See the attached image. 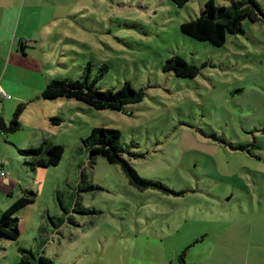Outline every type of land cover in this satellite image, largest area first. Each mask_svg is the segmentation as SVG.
I'll list each match as a JSON object with an SVG mask.
<instances>
[{"label": "rangeland", "instance_id": "rangeland-1", "mask_svg": "<svg viewBox=\"0 0 264 264\" xmlns=\"http://www.w3.org/2000/svg\"><path fill=\"white\" fill-rule=\"evenodd\" d=\"M1 1L0 35L28 53L18 65L11 59L5 77L31 85L20 101L11 92L0 100L7 125L24 105L19 129L0 136L19 148L46 137L64 152L39 168L36 199L19 214L18 241L0 264H16L18 247L36 251L39 243L51 264H177L182 251L186 264H264V17L244 20L242 32L216 46L180 30L208 0ZM255 1L264 13V0ZM175 55L197 66V76L164 71ZM87 67L96 89L128 81L143 99L96 110L33 96L39 80L80 81ZM94 127L119 130L140 177L182 193L139 190L102 155L89 164L83 140ZM47 211L56 224L41 236L31 220L50 222Z\"/></svg>", "mask_w": 264, "mask_h": 264}, {"label": "trees", "instance_id": "trees-1", "mask_svg": "<svg viewBox=\"0 0 264 264\" xmlns=\"http://www.w3.org/2000/svg\"><path fill=\"white\" fill-rule=\"evenodd\" d=\"M172 1L181 7L189 0ZM261 17H264V13L255 0H234L228 5H217L213 0H208L204 3L200 15L182 22L180 30L183 34L196 40L208 41L213 45L222 46L226 42L227 36L242 32V22L244 20L255 23ZM89 70V67L84 70L83 79L80 81H71L67 78L51 79L44 85L41 97L47 100L75 99L96 110H122L125 105L134 104L143 99L144 92L141 89L132 87L128 81H125L118 89H96L94 87L95 80L91 83L88 81ZM107 71L108 66L103 64L100 67L98 78L104 76ZM164 71H172L179 77H195L199 73V68L175 55L167 59L164 64ZM23 106L22 103L16 106L8 125H5L0 118V134L4 135L7 132H14L19 129V115ZM55 119L59 121V119L51 117V120L54 121ZM120 139L121 135L117 129L92 128L90 134L83 140L84 146L89 150L90 159L88 163H92L95 155H102L109 163L118 165L128 182L139 190L154 188L175 195L182 193L170 190L160 181L140 177L128 159L133 154L122 147ZM230 148L239 150L244 149V146L230 145ZM18 152L24 158H27L25 164L35 169L36 167L47 168L57 165L63 156L64 149L62 145L50 144L47 140H44L40 146L18 149ZM25 192L0 214V236L11 241L17 242L20 235L18 228L19 214L36 199V192ZM51 221L55 222L53 218H51ZM18 252L19 258L16 264L52 263L46 255L32 249L18 247ZM176 261L177 264H186L185 251L177 255ZM168 264H173V262L169 261Z\"/></svg>", "mask_w": 264, "mask_h": 264}, {"label": "crops", "instance_id": "crops-1", "mask_svg": "<svg viewBox=\"0 0 264 264\" xmlns=\"http://www.w3.org/2000/svg\"><path fill=\"white\" fill-rule=\"evenodd\" d=\"M3 8L7 9L6 4H3L1 1L0 10ZM8 41H10V43L6 44ZM11 41L12 40L9 39V37H4V36L0 35V89H2L8 95H10L8 92L13 93L14 96L16 97L15 101H20L22 99V97L19 95V93H20L19 90L22 88L23 85H26V90H27L28 86L31 84L28 83L27 81H24V77H20V78L13 77V79H9V78H6L5 76L7 73L8 65L10 66L11 59H12L13 63L18 65L20 63L17 60H19L21 58H25L26 56H28V53L26 52V49H25L26 45H21L20 46L21 48L14 51L13 50L14 44L13 43L11 44ZM35 67H36V70L40 71V68L38 65ZM47 82L48 81L44 82L42 79L39 80V85H36V87L34 88L36 95H33V96H35V97L40 96L41 97V92H42V89L44 87L43 84H46ZM31 98L32 97H30L26 101H31ZM3 99H6V98H2L1 100H3ZM9 99H11V96ZM0 118L3 120L5 125H7L6 121H5L6 119L2 118L1 116H0ZM10 119H8V120H10ZM0 135H2V134H0ZM44 140L49 141V139L46 137H39V143L37 145H29V147L40 146ZM4 141L7 143H10L9 141L5 140L4 138L3 139H2V137L0 138V160L2 161V165H0V170H3L5 172V175L3 177L0 176V214L2 211L6 210L16 199H18L20 196L25 194L26 193L25 191L35 192L33 189L35 188V185L36 184L38 185V183H39L38 182L39 181L38 180V173L40 171V169H39L40 167H36L35 169H32L27 164H25V160H27V158H24L18 152V149H25V148H19L16 145L10 143L16 147V154H15L14 151H12V150L3 149V146L5 145L3 143ZM15 144L20 146L16 142H15ZM17 165H18V167H17ZM22 177H27V178L25 179ZM30 206L31 205H29L28 207H30ZM54 214H56V213H54ZM47 216H48V219L50 220V222H48L47 220L37 221L38 220L37 218H35L34 220H31L32 225L35 222H37L36 230L40 233L41 236H43V232L47 233L48 229L51 228L52 226H54V223H55V222L51 221V218L54 219V215L51 217L49 211H47ZM56 216H60V218H61V214L59 212H57L55 217ZM40 217H42V216H40ZM18 218H19V216H18ZM56 218H58V217H56ZM49 223H51L52 225H49ZM23 229H24V223H23V228L21 230L22 232L24 231ZM35 236H36L35 237V239H36L37 235H35ZM10 241H11L10 239L5 238L3 236H0V257H2V258L7 257V258H9V260H10V254H11V253H8ZM37 246H38V248L36 249V251L41 252L43 254L44 251L43 250L41 251V248H39L40 243ZM13 257L16 260L14 262H17V260L19 258V254L16 255L13 253ZM2 264H4V263H2Z\"/></svg>", "mask_w": 264, "mask_h": 264}, {"label": "built area", "instance_id": "built-area-1", "mask_svg": "<svg viewBox=\"0 0 264 264\" xmlns=\"http://www.w3.org/2000/svg\"><path fill=\"white\" fill-rule=\"evenodd\" d=\"M2 98H10V95L6 94L2 89H0V100ZM0 165H2V161L0 160ZM5 172L3 170H0V176H4Z\"/></svg>", "mask_w": 264, "mask_h": 264}]
</instances>
